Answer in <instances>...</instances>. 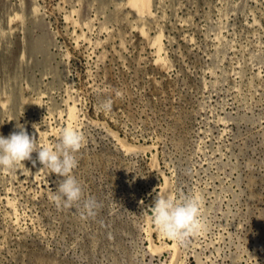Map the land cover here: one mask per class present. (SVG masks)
<instances>
[{
	"label": "rangeland",
	"instance_id": "obj_1",
	"mask_svg": "<svg viewBox=\"0 0 264 264\" xmlns=\"http://www.w3.org/2000/svg\"><path fill=\"white\" fill-rule=\"evenodd\" d=\"M130 1L0 0V135L86 137L71 208L37 153L0 168V264H264V0ZM159 193L206 229L163 236Z\"/></svg>",
	"mask_w": 264,
	"mask_h": 264
},
{
	"label": "clouds",
	"instance_id": "obj_2",
	"mask_svg": "<svg viewBox=\"0 0 264 264\" xmlns=\"http://www.w3.org/2000/svg\"><path fill=\"white\" fill-rule=\"evenodd\" d=\"M111 107L110 100L104 103L106 110H111ZM17 128L19 131L12 132L8 137L0 135V168L11 171L16 169L17 164L23 165L22 162L26 160L31 161L35 166L36 160L32 159V153L35 152L37 160L50 170L49 173H55L63 178L58 182L53 200L58 205L69 208L81 201L83 188L72 173L78 166L76 153L86 143L83 131L72 126L62 128L59 143L38 150L35 137L30 136L24 126L20 125ZM21 171L29 174V169L24 165ZM98 206V202L91 196L83 203L87 215H94V210ZM202 207L203 197L199 193L182 198L159 193L154 206L150 208V219L163 236L179 245L206 229Z\"/></svg>",
	"mask_w": 264,
	"mask_h": 264
},
{
	"label": "bare ground",
	"instance_id": "obj_3",
	"mask_svg": "<svg viewBox=\"0 0 264 264\" xmlns=\"http://www.w3.org/2000/svg\"><path fill=\"white\" fill-rule=\"evenodd\" d=\"M130 3H131L133 6H135V5H137V4H140V5H142V6L147 5V4H146V0H131ZM133 6H132V7H133ZM142 8H143V7H142Z\"/></svg>",
	"mask_w": 264,
	"mask_h": 264
}]
</instances>
